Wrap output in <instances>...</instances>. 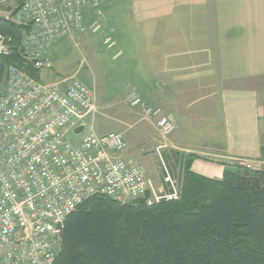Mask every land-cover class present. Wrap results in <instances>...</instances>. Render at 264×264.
I'll return each mask as SVG.
<instances>
[{
  "label": "built area",
  "instance_id": "1",
  "mask_svg": "<svg viewBox=\"0 0 264 264\" xmlns=\"http://www.w3.org/2000/svg\"><path fill=\"white\" fill-rule=\"evenodd\" d=\"M99 5V0H25L11 19L25 26L20 41L24 58L36 68L51 67L50 49L55 42L70 38L78 47L90 32L102 28L100 21L89 20L90 10ZM104 43L108 48L116 45L110 36ZM11 50L0 33V60ZM4 79L0 89V264H53L61 226L89 196L104 194L121 202L145 198L150 204L180 199L181 165L176 175L158 149L164 168L157 186L138 159L125 155L128 145L122 133L99 134L88 124L87 118L97 111V95L76 74L46 82L10 63ZM131 102L136 105L141 100L133 96ZM142 114L141 120L156 117L160 136L167 141L176 122L152 106ZM81 125L83 131L75 133ZM70 133L79 139L77 144L69 140Z\"/></svg>",
  "mask_w": 264,
  "mask_h": 264
},
{
  "label": "trees",
  "instance_id": "2",
  "mask_svg": "<svg viewBox=\"0 0 264 264\" xmlns=\"http://www.w3.org/2000/svg\"><path fill=\"white\" fill-rule=\"evenodd\" d=\"M12 1L15 13L25 0ZM24 29L0 16L12 49L0 60V82L10 63L40 79L41 69L21 52ZM178 155L172 161L184 159L180 199L89 196L61 226L53 264H264V168L224 164L223 177L210 179L192 170L197 154Z\"/></svg>",
  "mask_w": 264,
  "mask_h": 264
},
{
  "label": "crops",
  "instance_id": "3",
  "mask_svg": "<svg viewBox=\"0 0 264 264\" xmlns=\"http://www.w3.org/2000/svg\"><path fill=\"white\" fill-rule=\"evenodd\" d=\"M99 1V7L90 14V21L99 15L108 22L124 8L151 20L149 29H137L130 24V29L114 28L112 32L116 35V44L122 47V54L126 55L123 62H150L153 98L164 112L176 121L182 116L189 117L192 103L188 99L196 89L202 90V103L205 98H217L210 105L217 106L215 118L224 119L229 149L250 156L261 152L264 144V0ZM140 32L146 37L137 38ZM191 79H195L194 83ZM171 141L173 147H183L180 150L184 153H195L186 148L192 145L180 143L174 137ZM232 145L241 148L232 149ZM125 155L130 156L127 152ZM177 161L184 168V159ZM224 167L223 163L202 157L192 163L194 172L217 180L223 177ZM156 181L153 180L159 186L161 176Z\"/></svg>",
  "mask_w": 264,
  "mask_h": 264
},
{
  "label": "rangeland",
  "instance_id": "4",
  "mask_svg": "<svg viewBox=\"0 0 264 264\" xmlns=\"http://www.w3.org/2000/svg\"><path fill=\"white\" fill-rule=\"evenodd\" d=\"M16 7L12 0L0 3V16L12 19ZM90 11L93 14L94 9ZM94 18L100 21L102 28L96 33L90 32L81 40L78 47L70 38L60 39L54 43L50 49L52 66L43 67L40 78L46 82H53L76 74L92 87L97 95V111L87 118V122L92 124L97 133H122L128 145L127 154L131 156L132 153V156L144 165L148 176L154 181H159V176L163 178L164 167L158 149L165 164L168 165L164 156L166 153L168 158H171L168 161L173 166L175 174H180L179 164L172 160H176L179 153H184L180 150L183 147L176 145L173 147L171 137L176 138L180 143L192 145L186 148L195 152L194 154L199 158L228 165L264 168L262 150L257 155L250 156L234 153L229 149L230 145L227 138L225 139L223 128L224 119L223 117L216 119L217 106L210 105L216 103L217 98L211 97L208 100L205 98L202 103V90L196 89L188 99L192 103L189 106V117L182 116L176 121L173 116L164 112L163 107L153 98L150 62H123L126 55L122 54L120 43L112 48H108L104 43L106 37L110 36L113 39L116 37L112 32L114 28L130 29V24L138 27L137 29L152 28L149 26L151 20L148 17L144 14L137 15L124 8L114 13L108 22L99 15ZM136 37L140 39V37L145 38L146 35L143 36L140 32ZM119 52L120 55L115 57ZM143 68L146 69L142 73ZM194 80L191 79V82L194 83ZM4 81L3 78L0 89L4 87ZM132 93L140 96L142 102L133 105L131 101L135 94L130 96ZM149 105L160 108L163 115L171 117L177 123L175 130L168 135L167 141L160 136L156 117L151 118L152 123L141 120L143 114H140L143 113L144 108L150 107ZM68 138L73 144L78 143L79 139L72 133ZM160 140L161 142H158ZM163 143H167V147L159 148ZM231 148L239 149L241 146L232 145Z\"/></svg>",
  "mask_w": 264,
  "mask_h": 264
},
{
  "label": "water",
  "instance_id": "5",
  "mask_svg": "<svg viewBox=\"0 0 264 264\" xmlns=\"http://www.w3.org/2000/svg\"><path fill=\"white\" fill-rule=\"evenodd\" d=\"M83 129H84V125H81L75 130V133L79 134L83 131Z\"/></svg>",
  "mask_w": 264,
  "mask_h": 264
}]
</instances>
